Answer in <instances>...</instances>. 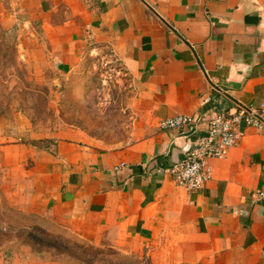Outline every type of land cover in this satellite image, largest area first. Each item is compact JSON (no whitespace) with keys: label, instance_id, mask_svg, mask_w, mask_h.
<instances>
[{"label":"crops","instance_id":"0c3cea01","mask_svg":"<svg viewBox=\"0 0 264 264\" xmlns=\"http://www.w3.org/2000/svg\"><path fill=\"white\" fill-rule=\"evenodd\" d=\"M0 3L32 29L60 77L107 51L133 83L129 139L119 145L77 132L42 136L21 115L0 128L13 216L141 264H264V127H242L229 155L208 162L199 191L159 172L197 138L162 131L161 121L264 103V0ZM0 264L45 263L0 256Z\"/></svg>","mask_w":264,"mask_h":264},{"label":"rangeland","instance_id":"374dc122","mask_svg":"<svg viewBox=\"0 0 264 264\" xmlns=\"http://www.w3.org/2000/svg\"><path fill=\"white\" fill-rule=\"evenodd\" d=\"M0 3V128L25 117L42 136L77 132L105 146L129 139L132 81L109 52L87 56L75 73L60 77L38 52L33 31ZM35 34V32H34ZM7 129V128H6ZM0 172V256L45 264H141V259L59 239L18 214L13 216ZM138 261V262H137Z\"/></svg>","mask_w":264,"mask_h":264},{"label":"built area","instance_id":"2783aa9c","mask_svg":"<svg viewBox=\"0 0 264 264\" xmlns=\"http://www.w3.org/2000/svg\"><path fill=\"white\" fill-rule=\"evenodd\" d=\"M242 127L258 130L264 127V103L255 108L236 105L209 114L178 115L161 121L159 129L162 131L181 130L197 134V138L184 158L159 172L170 175L178 186L189 192L201 190L211 177L208 162L229 155L244 135ZM123 167L125 164L117 166L116 170Z\"/></svg>","mask_w":264,"mask_h":264}]
</instances>
